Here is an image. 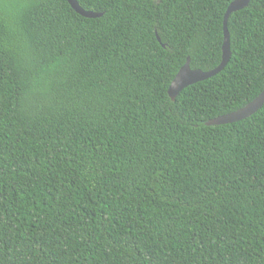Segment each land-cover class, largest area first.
Masks as SVG:
<instances>
[{
	"label": "trees",
	"instance_id": "trees-1",
	"mask_svg": "<svg viewBox=\"0 0 264 264\" xmlns=\"http://www.w3.org/2000/svg\"><path fill=\"white\" fill-rule=\"evenodd\" d=\"M232 1L0 0V264H264V0L167 95Z\"/></svg>",
	"mask_w": 264,
	"mask_h": 264
},
{
	"label": "water",
	"instance_id": "water-1",
	"mask_svg": "<svg viewBox=\"0 0 264 264\" xmlns=\"http://www.w3.org/2000/svg\"><path fill=\"white\" fill-rule=\"evenodd\" d=\"M66 2L74 12H76L78 15L84 18L93 19V18H98L102 15L100 13H92V12L84 11L82 7L80 8L76 0H66ZM249 2L250 0H233L226 9L223 18V26H222L223 43L221 47L222 54H221L220 64L215 69L208 72H203L201 70H191L189 66V58H187L185 64L180 68V70L178 71V73L176 74V76L174 77V79L172 80L171 84L168 87L167 95L171 101H174L175 97L187 86L209 79L224 69V67L229 62L231 56L230 46H229V34L226 26L227 20L232 13L238 12L246 8ZM263 104H264V89L254 100L246 104L244 107L229 114L215 118L213 120H209L205 122V126H220V125L233 124L242 121L250 117L254 113H256L258 110H260Z\"/></svg>",
	"mask_w": 264,
	"mask_h": 264
}]
</instances>
